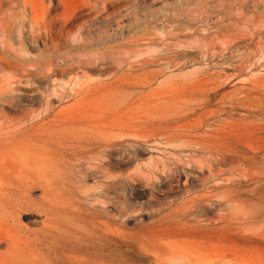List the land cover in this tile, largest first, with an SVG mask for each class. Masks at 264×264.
<instances>
[{"label":"rangeland","instance_id":"374dc122","mask_svg":"<svg viewBox=\"0 0 264 264\" xmlns=\"http://www.w3.org/2000/svg\"><path fill=\"white\" fill-rule=\"evenodd\" d=\"M113 1L63 76L0 70V199L21 203L0 204V264H264V0ZM42 112L44 135L112 136L114 178L106 154L74 176L35 161Z\"/></svg>","mask_w":264,"mask_h":264},{"label":"bare ground","instance_id":"6f19581e","mask_svg":"<svg viewBox=\"0 0 264 264\" xmlns=\"http://www.w3.org/2000/svg\"><path fill=\"white\" fill-rule=\"evenodd\" d=\"M72 1L0 0V70H17V68L22 67L21 63L25 64L28 62L32 68L30 70L32 75L41 81H49L54 76L61 77L63 73L71 71L73 64L68 63L69 61L65 58L57 59V56L62 51L73 47L71 45V39L73 38L72 29L76 28L79 31L78 41L74 39L76 43L74 47L76 50L81 51L86 44L83 31L94 27L92 18L97 15L100 3L104 5L114 3L113 0H82L85 8L88 9V18L76 25L73 13L70 11ZM124 2L127 6L130 4V0H125ZM184 3H181V5H184ZM185 4H188V2ZM90 38L93 39L92 37ZM25 102L27 106L31 107L39 103L31 95L26 98ZM44 104L46 106L45 112L51 109L50 97L45 99ZM45 114L44 112L39 114L40 118L31 133L27 130L25 134H21L22 142L26 146L25 150L34 149L35 156L33 159L35 161L45 163L47 169L52 173L56 172L57 168H62L64 170L69 169L66 170L67 174L74 176L83 163L88 161L101 163V158L106 154L105 156L110 159V167L107 170L110 177L114 178V156L115 148L118 144L112 136H109V139H103L105 135L99 132L85 134L68 132L64 128H62L64 131L54 134L55 136L53 134L44 135V131L37 128V125L40 120L46 118ZM82 122L84 121L78 116H68L62 118L61 125L76 126L82 124ZM173 139L175 137H169V141H173ZM103 140L105 143H103ZM42 142L45 144L49 142L48 146L50 148L40 147L39 144ZM18 148L21 149L22 147ZM91 153H95V156L90 155ZM70 170L73 172H70ZM59 172L61 174L60 170ZM100 172L102 173L103 171ZM33 186L34 184L27 183L23 188L18 187V189L21 194L26 196L31 193ZM8 192L11 193V198L7 200L0 199V204L5 210V216L12 220L21 203L18 201L19 199L13 201L16 195L12 193L11 189Z\"/></svg>","mask_w":264,"mask_h":264}]
</instances>
